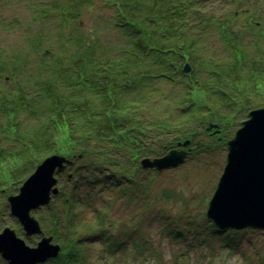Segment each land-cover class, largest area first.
Returning a JSON list of instances; mask_svg holds the SVG:
<instances>
[{"label": "trees", "instance_id": "16d2710c", "mask_svg": "<svg viewBox=\"0 0 264 264\" xmlns=\"http://www.w3.org/2000/svg\"><path fill=\"white\" fill-rule=\"evenodd\" d=\"M103 3L115 11L103 25L114 26L126 35L121 44L115 45L118 58L104 52L96 58L95 50L104 46L112 49L111 43L106 45L111 39L102 38L96 30L88 35L75 33L72 49L61 56L50 51V39L34 31L25 35L24 45L12 57L7 58L4 49L0 51V73L13 88L5 95L0 89V142L12 146H0V219L10 217L7 198L18 191L43 159L61 155L74 162L59 175L58 192L35 215L42 234L51 236L60 246L59 254L43 264H91L97 244L113 254L126 249L133 217L120 220L124 229L117 230V222L110 219L108 210L116 206L123 212L124 206L134 201L132 198L147 201L153 182L150 176L141 178L134 166L129 170L122 164L121 153L130 152L125 158L134 165L137 160L160 157L179 147L185 148L187 157L224 149L232 136L225 137V130L238 122L236 114L264 107L263 0ZM47 6L40 11L38 7L40 19L58 15L62 20L66 16L79 20L81 10L89 9L93 2L63 0L55 5L49 0ZM32 8L35 13L37 6ZM47 11L54 13L53 17ZM36 17L33 15L32 21ZM217 39L223 53L219 57L214 51ZM42 45L45 47L39 50ZM185 64L189 66L187 72L183 71ZM241 68L244 75L238 73ZM41 71L49 78H38ZM27 72L30 76L22 82ZM168 102L172 108L165 113L159 104ZM239 104L246 107L238 110ZM219 105L230 111H223ZM20 112L33 123L21 126ZM229 112L233 113L227 115ZM194 120L203 125V133L213 141L203 142L197 137L198 130L188 129ZM209 125L213 127L207 130ZM165 132L169 139L155 155L138 151L145 146L138 136L161 139ZM184 141L189 143L183 146ZM131 144L138 146L136 151ZM106 170L109 174L102 179H117L106 189L104 209L91 210L90 188L79 190L85 184L94 185L92 181ZM66 185L71 188L67 190ZM162 193L170 195L167 189ZM13 221L15 225L7 222L3 228L10 227L24 236L17 221ZM137 223L141 221H135L136 230ZM177 223L174 227V222L168 225L175 230ZM136 236L139 254L147 244H141L146 241L142 230ZM199 237L200 241L206 240ZM37 238L26 239L34 244ZM0 264L6 263L0 258Z\"/></svg>", "mask_w": 264, "mask_h": 264}, {"label": "rangeland", "instance_id": "374dc122", "mask_svg": "<svg viewBox=\"0 0 264 264\" xmlns=\"http://www.w3.org/2000/svg\"><path fill=\"white\" fill-rule=\"evenodd\" d=\"M48 1L0 0V51L1 48L4 49L7 58L12 57L19 46L24 45L25 35L32 33V31L34 33L36 32L37 35L42 34L46 38L45 40L50 39V51L56 56L60 53L61 56L63 53L67 54L72 49L71 44L75 33L80 34L82 32L83 35H88L93 30L101 32L102 38L108 36L107 39H111V42L110 40H106V45H110V43L112 45L111 50H108L106 46L101 50H95L96 58L102 55L100 54L102 52L110 55V57L118 58L115 57L119 56V51L115 48V45L121 44L126 35L115 29L114 26L103 25V21L113 17L115 12L113 6L107 3L104 4L103 0H91L93 6L89 9H82L78 18L79 20L73 19L72 16H66L62 20L58 15H55L54 18L46 16L40 19L38 7L39 11L41 7H48ZM62 1L53 0L55 5ZM34 4L37 6L35 13L32 8ZM261 5L264 4L261 3ZM48 14L52 17L54 15V13L50 12ZM33 15L37 16L35 21H32ZM262 18L264 24V10L262 11ZM60 21L65 23L64 26ZM2 30L6 34L2 33ZM2 34H5V36L3 37ZM219 44L220 42L217 39L215 48L213 47L217 57L223 54L219 49ZM44 47L42 45L38 49L40 50ZM262 48H264V45ZM250 57L252 56L250 55ZM9 70L10 68L7 71ZM41 73L38 75V78H41V80L49 78L43 71ZM238 73L244 75V69L241 68ZM0 75V89L5 95L13 91V88L9 82L4 80V74L0 73ZM23 75L22 82L30 76V73H23ZM191 99L194 101L193 98ZM260 104L256 105L259 106ZM159 106H161V110L165 113H168L170 108H172L170 102L163 105L159 104ZM219 106L223 111H230L229 107H224V105ZM245 107V105L239 104L238 110L244 109ZM186 108L192 109L190 106ZM195 109L200 111L199 108L194 107ZM233 112H229L230 114L227 115H231ZM18 118L21 120V126L33 123L22 112L18 114ZM230 118L233 119L234 117L231 116ZM246 118V110L238 112L235 120L238 122L226 128L225 137L227 135H233L234 131L240 126L239 120L242 119L241 121H243ZM197 121H192L188 129L193 127L198 130L199 134L197 137L203 142L213 141V138L205 136L203 133V125ZM238 123L239 125H237ZM138 138H141L140 143L147 148L144 146L139 149L138 146L131 144V149L136 151V148H138L140 153L145 150L147 152L146 154L150 157L155 155V151L161 144L163 142L166 143L169 139L166 132L162 134L161 139L154 137H148V139L145 136H138ZM0 146L12 148L6 141L1 143ZM226 151L225 146L224 149L220 150L207 151L201 154L193 153L186 157L183 163L175 167L163 169L162 171L143 169L139 164V160L134 165L129 164L125 155H130V152L121 153L122 164L124 163L129 170L134 166V170L138 171L141 178L145 179L147 176H150L153 183L149 186L147 201L132 198L134 201L124 206L123 212L118 211L116 206L108 210L110 219L117 222V230L124 229V222L121 223L122 221L120 222V220L133 217V221H130L129 224L131 228H129V232L131 235L126 240V249L123 252L117 251L113 254L101 249L97 244L94 254L91 257L93 261L91 264H264V230H219L205 216L207 203L225 164ZM79 162L83 161L81 160ZM25 173L21 174L18 179H22ZM105 174H109L108 170L101 171L100 178L92 181L94 185L85 184L79 190L80 192H84L90 188L88 193L91 198L88 203L90 205L89 209L91 210L104 209L103 203L108 196L106 189L108 187L111 188L117 179L114 176H108V178L102 179ZM7 181L9 182V180ZM70 188V185H66L67 190ZM162 189H167L170 195L163 194ZM179 213H183V217ZM32 214L36 215V212ZM178 218H180L179 221ZM136 220L141 221L140 225L137 223V230L135 229ZM7 222L15 225L13 217L10 215V217L0 219V231L7 225ZM169 222H174L173 227L177 223L175 230H173L174 228L171 227V224L170 226L168 225ZM162 228L164 229L162 230ZM138 230H142L146 240L141 241V244H147L144 251L139 254L136 253L135 245L137 242H140L137 241L136 236ZM133 232L135 233L133 234ZM170 233L177 235L176 238L170 236ZM198 234L199 236H204L206 240L200 241ZM21 237L26 243L32 244L27 241V237Z\"/></svg>", "mask_w": 264, "mask_h": 264}, {"label": "water", "instance_id": "95a60500", "mask_svg": "<svg viewBox=\"0 0 264 264\" xmlns=\"http://www.w3.org/2000/svg\"><path fill=\"white\" fill-rule=\"evenodd\" d=\"M188 70L185 64L183 71ZM226 150L225 164L205 216L219 230H264V107L248 112L247 119L226 142ZM186 156L183 148L171 149L160 157L142 158L139 163L143 169L162 171L183 163ZM72 165V160L61 155L46 157L23 181L18 193L7 198L10 215L17 219L25 236L42 234L30 212L49 203L58 192L56 176ZM59 251L51 236H42L35 246H29L13 229L0 231V257L6 264L44 263Z\"/></svg>", "mask_w": 264, "mask_h": 264}, {"label": "flooded vegetation", "instance_id": "af4514ba", "mask_svg": "<svg viewBox=\"0 0 264 264\" xmlns=\"http://www.w3.org/2000/svg\"><path fill=\"white\" fill-rule=\"evenodd\" d=\"M2 1H3V0H2ZM5 25H6V24H5ZM2 33H5V31H4V30H2ZM5 34H6V33H5ZM5 34H4V35L2 34V36L4 37V36H5ZM34 211H37V210H34ZM39 237H40V236H38L37 240L39 239ZM37 240H36V241H37Z\"/></svg>", "mask_w": 264, "mask_h": 264}]
</instances>
